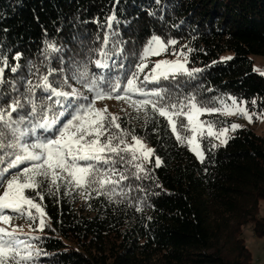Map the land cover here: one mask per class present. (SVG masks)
Wrapping results in <instances>:
<instances>
[{
	"label": "trees",
	"instance_id": "obj_1",
	"mask_svg": "<svg viewBox=\"0 0 264 264\" xmlns=\"http://www.w3.org/2000/svg\"><path fill=\"white\" fill-rule=\"evenodd\" d=\"M153 37L188 71L153 79ZM255 55L264 0H0V217L29 227L0 238V264H257L264 131L203 135L199 159L187 118L193 102L230 126L231 97L263 114Z\"/></svg>",
	"mask_w": 264,
	"mask_h": 264
},
{
	"label": "rangeland",
	"instance_id": "obj_2",
	"mask_svg": "<svg viewBox=\"0 0 264 264\" xmlns=\"http://www.w3.org/2000/svg\"><path fill=\"white\" fill-rule=\"evenodd\" d=\"M167 45L159 38L153 37L145 49V60L142 66L150 64V76L153 79L168 76L177 72L188 71V59L183 53L175 55L166 54ZM231 53H226L222 57L229 58ZM254 66L256 71L264 73V56L255 55L253 56ZM141 68L143 69L144 67ZM104 108L114 111L117 108L125 107L124 101L107 100L103 103H99ZM221 111L227 116L233 119L230 126L217 128L213 123L205 122L201 119L203 114H210L215 112L213 109L204 108L191 102L189 111L187 112V118L192 128V135L189 138V144L199 159L204 158V151L201 145V136L207 135L215 139L218 144H225L229 136L234 130L240 126L251 125L255 127L258 133L262 134L264 131V113L253 114L250 112L245 101H238L231 97V101L222 105ZM242 113L244 119L238 120V115ZM127 149L131 151L135 157L139 159L141 163L150 162L153 151L149 144H147L141 138H134L132 142L127 145ZM262 208L260 210L261 215H264V202L262 201ZM29 227L27 224L22 223L18 220H7L3 221L0 217V238L6 237L8 234L25 232ZM243 237L246 241L247 246L253 254L254 262L257 264H264V237H257L253 233L252 225L248 224L243 228Z\"/></svg>",
	"mask_w": 264,
	"mask_h": 264
},
{
	"label": "built area",
	"instance_id": "obj_3",
	"mask_svg": "<svg viewBox=\"0 0 264 264\" xmlns=\"http://www.w3.org/2000/svg\"><path fill=\"white\" fill-rule=\"evenodd\" d=\"M238 119H244V115H243L242 113H240V114L238 115Z\"/></svg>",
	"mask_w": 264,
	"mask_h": 264
}]
</instances>
